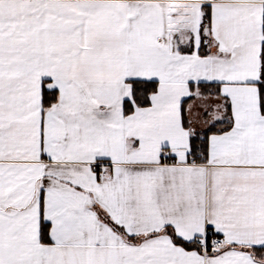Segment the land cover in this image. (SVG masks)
Listing matches in <instances>:
<instances>
[{
    "label": "snow or ice",
    "instance_id": "obj_1",
    "mask_svg": "<svg viewBox=\"0 0 264 264\" xmlns=\"http://www.w3.org/2000/svg\"><path fill=\"white\" fill-rule=\"evenodd\" d=\"M0 264H264V0H0Z\"/></svg>",
    "mask_w": 264,
    "mask_h": 264
}]
</instances>
